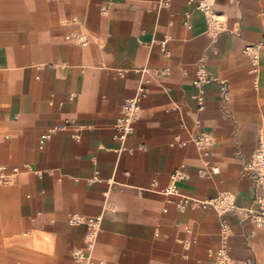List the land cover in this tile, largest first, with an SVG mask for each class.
<instances>
[{
    "label": "crops",
    "instance_id": "1",
    "mask_svg": "<svg viewBox=\"0 0 264 264\" xmlns=\"http://www.w3.org/2000/svg\"><path fill=\"white\" fill-rule=\"evenodd\" d=\"M161 2L16 0L0 18V185L21 231L61 264L85 247L74 215L101 218L90 264H217L224 242L233 264H262L264 231L243 209L254 207L244 166L264 139V48L258 70L243 51L264 40V0ZM133 97L140 116L121 141ZM176 173L179 197L166 194ZM221 197L236 207L226 238L210 204Z\"/></svg>",
    "mask_w": 264,
    "mask_h": 264
},
{
    "label": "built area",
    "instance_id": "2",
    "mask_svg": "<svg viewBox=\"0 0 264 264\" xmlns=\"http://www.w3.org/2000/svg\"><path fill=\"white\" fill-rule=\"evenodd\" d=\"M161 6L165 8L171 7V0H162ZM198 10L203 12L208 25L207 32L210 35L218 36L224 32L223 23L216 15L213 8L206 2L200 3ZM188 26V25H187ZM190 28V25L188 26ZM264 48V40L248 45L244 49V54L249 58L251 67L253 70H258L260 65L261 52ZM205 66L201 65L197 72V79L193 85L199 90V94L195 97L199 100L201 109H203V87L210 83ZM141 99L139 97H133L126 100L123 104L120 117L117 121V138L121 141L125 140L130 134L133 133V124L137 121L140 116ZM198 144L203 148L207 149L210 147V143L207 141L206 135H202L197 140ZM244 173L253 182V193H254V207L250 209H243L246 216V220L253 224L256 228L264 231V139H260L257 148L247 159L244 166ZM179 175L176 173L173 175V184L167 189V195L178 196V191L175 186ZM186 203V202H185ZM185 203L179 204L180 209L185 208ZM213 205L220 217L221 221V232L223 235L228 236L230 225L228 221L223 218L228 212L236 209L235 205L226 197H221L210 203ZM101 218H88L81 219L77 215L71 217L70 224L73 226L85 225L86 232L84 235V248L75 249L73 253V259L75 264H90L92 261V251L96 244V241L100 233ZM227 243L224 242L223 246L218 250L215 259L217 264H233L229 258L227 251Z\"/></svg>",
    "mask_w": 264,
    "mask_h": 264
},
{
    "label": "rangeland",
    "instance_id": "3",
    "mask_svg": "<svg viewBox=\"0 0 264 264\" xmlns=\"http://www.w3.org/2000/svg\"><path fill=\"white\" fill-rule=\"evenodd\" d=\"M15 2L16 0H0V18L15 15L17 10ZM47 242L45 239L32 242L28 236H25L18 226L13 196L7 187L0 185V264H36L39 255L47 264H61L53 248H47L49 247ZM43 243L46 245L45 250L40 246ZM35 244L39 246L35 247ZM262 264H264V255Z\"/></svg>",
    "mask_w": 264,
    "mask_h": 264
}]
</instances>
